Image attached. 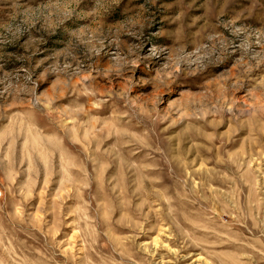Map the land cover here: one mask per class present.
Returning a JSON list of instances; mask_svg holds the SVG:
<instances>
[{
	"label": "rangeland",
	"instance_id": "obj_1",
	"mask_svg": "<svg viewBox=\"0 0 264 264\" xmlns=\"http://www.w3.org/2000/svg\"><path fill=\"white\" fill-rule=\"evenodd\" d=\"M0 264H264V0H0Z\"/></svg>",
	"mask_w": 264,
	"mask_h": 264
}]
</instances>
